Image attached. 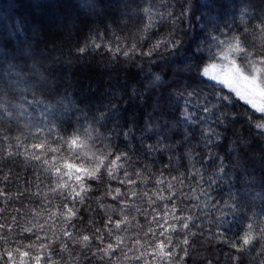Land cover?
<instances>
[{
    "label": "trees",
    "instance_id": "obj_1",
    "mask_svg": "<svg viewBox=\"0 0 264 264\" xmlns=\"http://www.w3.org/2000/svg\"><path fill=\"white\" fill-rule=\"evenodd\" d=\"M82 14L99 23L85 31ZM228 50L264 88V0H107L103 14L97 0H0V224L18 242L2 247L31 227L51 261L72 264L65 233L99 228L132 247L147 226L149 248L167 245L148 264H264V110L206 75ZM108 153L115 179L88 180ZM82 181L92 191L70 198ZM124 216L141 229H115L109 217ZM249 224L257 238L241 251ZM75 264L101 262L85 248Z\"/></svg>",
    "mask_w": 264,
    "mask_h": 264
},
{
    "label": "clouds",
    "instance_id": "obj_2",
    "mask_svg": "<svg viewBox=\"0 0 264 264\" xmlns=\"http://www.w3.org/2000/svg\"><path fill=\"white\" fill-rule=\"evenodd\" d=\"M106 5H107V0H97V7L100 10L101 14H103L104 9L106 8ZM79 23L84 27L85 31H87L89 28L92 27L93 24L99 23V21L90 18L88 14H82V16L79 20ZM105 24H107L108 26H112L110 20L105 21ZM124 55L127 56L128 53L125 52ZM133 74H134V70L130 69L129 75H133ZM257 127L264 129V123L258 124ZM108 155H110V153L103 155L99 158V160L97 161V167L95 170V174L88 176L87 177L88 180H97V181L100 180L102 178L100 168L104 169V172L107 175L108 179H115L114 172L116 170V166H122V165H116V161H118L120 157L117 156L114 158V160H109ZM114 165H116V166H114ZM123 182L128 183L129 181H127L125 179ZM82 183H84L83 194H81V192H79V191L75 194L70 192L69 193L70 198L72 195H75L76 198L83 200V198L89 192L92 191L91 185L87 184L86 181H82ZM113 192L118 195L119 189H112L110 192L106 193V195L112 196ZM44 194H45L44 192L41 193V195H44ZM113 198H115V196H113ZM161 198H164V197H161ZM97 200L99 201V198H97ZM102 207L107 208L109 206L105 205ZM112 210H115V209H112ZM72 215L74 217L75 212ZM56 216H57V212L55 210H53L51 212V217L55 218ZM65 216H66L65 212L60 213L61 219H65ZM109 220L113 224V227L115 229H117V226H119V227H123L125 229V231H127L128 228L141 229V227H142L139 224V222H135L136 221L135 216H133L131 218H129L128 216H124L119 221L111 220V217H109ZM152 222H153V219L150 218L149 223H152ZM89 223H91V222H89ZM48 224H50V220L48 217H45L44 223L43 224H36L35 227L44 228L45 225H48ZM250 228L252 229L251 224L248 225V229H250ZM60 230H62V228ZM106 230L109 232V235L112 234V229H106ZM45 231H47L46 228H45ZM96 231L100 232V229L97 228ZM153 231L154 230L152 227L144 226V230L139 233L140 238L136 239V241L134 242V244L132 245L131 248H129L127 240L123 239L122 236H120V235L115 236L114 242L118 241V240H122L123 241V248L119 252V255L112 257L111 260H108L107 248L109 247V244H108V242L104 241L103 233H101L100 236H95V233H90V232H86V231L81 230L80 234L75 236V237H71L69 239V242L73 245H79V249L77 250L75 259H79L80 251H82L86 248L87 250H89L92 253L93 256H95V260L100 261L101 264H131V262L133 260H138L140 256H143V258H144L143 264H148L147 256L150 254V252L156 251V246L158 243V242H156L155 244H153L151 248L148 247V245L150 243L149 238H148V233L153 232ZM65 234L68 235L70 233H65ZM258 236L260 238H264V225L261 226V229L258 233ZM85 237H92L99 242H103L104 246H105L104 249H98L95 245H93L91 248H88L87 243H90V241L86 243L85 239H84ZM256 238L257 237H254L252 232L250 235H249V231L242 233L241 238H240L241 239V249L240 250L242 251V250H244V248L251 245ZM49 239L51 240V236L49 237ZM57 239H59V237H57ZM141 240H143V242H141ZM112 246L115 247V244H113ZM48 247H51L50 243H49ZM60 247H61V249H63V252L70 254V249L68 247V243L60 241ZM164 247H167V245H164ZM233 247H235V244H233ZM6 248H9V247H6ZM133 248L136 249L135 252L132 251ZM141 248L145 249L144 252H140ZM9 250L14 251L15 249L10 248ZM36 250L39 251V248L37 247ZM0 251H3V248H0ZM128 253H132V255H128ZM45 254H47V248L45 249ZM160 255L161 254L159 252H157L156 256H160ZM169 255L174 257L176 255V252L173 251ZM75 259L72 261V264H75ZM51 264H60V261L59 260H53V261H51ZM66 264H67V262H66ZM176 264H179V262H176Z\"/></svg>",
    "mask_w": 264,
    "mask_h": 264
},
{
    "label": "snow or ice",
    "instance_id": "obj_3",
    "mask_svg": "<svg viewBox=\"0 0 264 264\" xmlns=\"http://www.w3.org/2000/svg\"><path fill=\"white\" fill-rule=\"evenodd\" d=\"M83 51V49L81 50ZM157 80L160 79V77H156ZM185 104L188 103V101L185 99ZM6 135V134H4ZM3 136H0V140L3 139ZM212 137H206L205 139V145H207L208 141L211 140ZM2 144H0V162H3L4 156L2 152ZM45 145L43 144H37L33 145L32 149L33 151L30 153L31 159H36L39 155V151H43L45 149ZM39 150V151H38ZM18 153H13L12 151H9L8 157L12 158L13 155H17ZM54 167V165H53ZM66 168L71 169V165H66ZM59 175V173H57ZM69 174L71 175L72 172L70 171ZM82 187V185H81ZM83 191H81V194H83ZM78 199V198H77ZM0 211H3L0 209ZM75 212V209H70L68 213L65 216V221H71L73 217V213ZM57 215H60V213H57ZM117 230L123 231L122 227L117 226ZM12 231L11 225L8 224H0V248H3L2 246L6 243L16 244L17 241H9V233ZM171 231V230H169ZM25 233H30L31 235L24 236V239L27 240V243L20 242L19 246L12 248H3V251H0V262L2 264H42V261H51L53 253L56 251L52 247H48L49 241L46 236H39L31 227H23L21 229L20 235H24ZM152 233L149 232L148 235H151ZM251 234V228L249 229V235ZM100 232L98 231L95 236H100ZM69 239L72 237V234H68ZM85 242L87 243V247L91 248L93 245H95L98 249H104V243L100 242L99 244H95L94 241H96L92 237H85ZM38 242V243H37ZM109 247L107 248L108 253V260H111L112 257L116 256L121 249L123 248V241L118 240L115 242H112L109 240L108 242ZM115 244V247L112 245ZM35 246V247H34ZM39 248V251L36 250V248ZM10 248L15 249L14 251L9 250ZM47 248V254H45V249ZM131 248V246H129ZM60 251H63V249H60ZM134 252L135 249H132ZM164 251V244L163 242H158L156 246V251L152 253V255H156L157 252H159L161 255ZM103 254V253H102ZM143 256H140L138 260H142Z\"/></svg>",
    "mask_w": 264,
    "mask_h": 264
},
{
    "label": "rangeland",
    "instance_id": "obj_4",
    "mask_svg": "<svg viewBox=\"0 0 264 264\" xmlns=\"http://www.w3.org/2000/svg\"><path fill=\"white\" fill-rule=\"evenodd\" d=\"M232 53L234 51L228 50L220 63L207 69L206 75L228 86L259 110H264V88L260 84V75L258 72L255 75L243 72L229 57Z\"/></svg>",
    "mask_w": 264,
    "mask_h": 264
}]
</instances>
